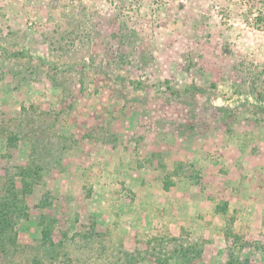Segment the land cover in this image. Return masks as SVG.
I'll list each match as a JSON object with an SVG mask.
<instances>
[{
    "label": "rangeland",
    "instance_id": "1",
    "mask_svg": "<svg viewBox=\"0 0 264 264\" xmlns=\"http://www.w3.org/2000/svg\"><path fill=\"white\" fill-rule=\"evenodd\" d=\"M6 197L0 264H264V0H0Z\"/></svg>",
    "mask_w": 264,
    "mask_h": 264
},
{
    "label": "trees",
    "instance_id": "2",
    "mask_svg": "<svg viewBox=\"0 0 264 264\" xmlns=\"http://www.w3.org/2000/svg\"><path fill=\"white\" fill-rule=\"evenodd\" d=\"M14 136L18 138L17 134H14ZM12 139L14 140V138H11V140ZM35 157L37 156L34 154V160L36 159ZM41 164L42 162L38 160L34 165L36 168L42 171L43 167ZM34 165H30L28 169L26 168L27 171L25 173H27V175L31 174L32 171L34 172ZM26 211L27 207L25 203L22 204L21 208H18L12 198L6 197L0 201V248L5 255L12 252L14 254L20 252V246L17 242V233L15 231L16 225L14 220L18 218V215L20 217L21 214H26ZM52 246H54L53 243Z\"/></svg>",
    "mask_w": 264,
    "mask_h": 264
}]
</instances>
